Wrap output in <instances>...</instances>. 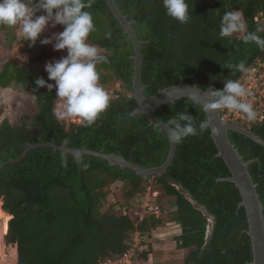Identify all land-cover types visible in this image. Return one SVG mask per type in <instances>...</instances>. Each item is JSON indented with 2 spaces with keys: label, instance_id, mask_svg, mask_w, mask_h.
<instances>
[{
  "label": "trees",
  "instance_id": "1",
  "mask_svg": "<svg viewBox=\"0 0 264 264\" xmlns=\"http://www.w3.org/2000/svg\"><path fill=\"white\" fill-rule=\"evenodd\" d=\"M116 3L134 21L138 37L146 41L142 46L146 96L179 83L180 78L203 89L212 78L237 81L245 72H232L226 68L228 64L244 61L247 68L264 57V50L255 43L243 42V34H234L232 38L219 35L226 11L239 10L248 31L264 28V23L258 20L259 16L264 17V0H188L191 20L185 24L166 15L163 0H116ZM86 10L93 15L97 27L88 42L99 46L109 61L97 66L100 84L108 86L115 80L123 88L116 90L117 95H110V107L94 125L66 124L54 115L55 88L48 91L35 84L38 77H43L54 85L46 70L10 59L0 70V89L12 84L22 86L34 95L36 111L25 113L15 123L2 119L0 163L19 156L27 142L51 140L58 144L66 142L73 148L86 146L122 154L144 167L159 166L167 159L170 150L167 133L151 124L144 113L129 116L139 107L133 94L132 40L106 0H94ZM63 30L62 25L60 31ZM259 34L264 36V32ZM45 37L43 33L40 39ZM30 44L27 42V51L35 54L34 61L55 54L54 49L39 41L34 46ZM225 84L215 83L213 88L222 90ZM194 100L181 98L164 104L156 114L166 123L181 111L191 114L197 124L208 120L207 113ZM249 129L264 140V121L252 124ZM229 137L245 161L257 159L250 164L249 171L264 206V146L237 131L230 130ZM217 153L208 127L201 135L190 136L177 145L166 172L144 178L129 167L111 165L98 156L84 154L78 164L74 154L54 151L51 146L32 148L21 161L0 166L1 210L10 217L3 236L6 251L16 252L15 264H101L126 251L138 228L149 233V246L139 254L142 260H148L153 257L156 242L151 240V231L174 222L181 226L179 230L155 234H164L163 239L176 252H185L180 264H251L252 241L247 233L246 209L240 206L242 195L234 182L221 180L230 177L231 171ZM62 160L67 161V166ZM149 184L175 197V208L167 218L163 204L161 215H147L138 225L123 213L102 210L106 198H113L122 210L129 208Z\"/></svg>",
  "mask_w": 264,
  "mask_h": 264
},
{
  "label": "clouds",
  "instance_id": "2",
  "mask_svg": "<svg viewBox=\"0 0 264 264\" xmlns=\"http://www.w3.org/2000/svg\"><path fill=\"white\" fill-rule=\"evenodd\" d=\"M93 3L94 0H35V3L33 0H0V25L18 28L23 40L31 42L29 46H34L37 41L42 45L53 44L54 40V50L67 49L66 56L45 65L48 80L55 81V84L48 83L43 77H38L35 84L37 88L46 87L48 91L55 88L59 101L58 108L54 110L57 119L78 118L89 127L97 122L111 103L110 95L100 84L101 74L97 67L108 63V56L102 53L99 46L88 42L90 34L97 31L93 15L86 10ZM163 7L166 15L182 24L191 20L188 0H163ZM38 12L43 14L37 15ZM50 24L53 28L63 25L64 30L54 34L53 38L40 39ZM261 32H264V28L248 31L247 22L239 10L226 11L222 15L221 38L243 34L244 43H255L259 49L264 50V36L259 34ZM106 37H110V33H106ZM226 68L232 72L247 71L244 61L228 64ZM195 89L199 93L194 94V103L200 104L205 113L212 114L226 109L245 114L249 121L257 119L258 113L253 104L243 99L251 96V93L239 81L228 79L222 90ZM201 95L207 98V102L199 99ZM131 115L133 113H129ZM209 125L207 119L197 124L188 112H177L165 124L167 139L178 145L190 136L201 135ZM216 131L214 127L213 132ZM75 162L81 163L79 153L75 154ZM62 164L67 166V161L62 160ZM83 167L87 168V165Z\"/></svg>",
  "mask_w": 264,
  "mask_h": 264
},
{
  "label": "water",
  "instance_id": "3",
  "mask_svg": "<svg viewBox=\"0 0 264 264\" xmlns=\"http://www.w3.org/2000/svg\"><path fill=\"white\" fill-rule=\"evenodd\" d=\"M106 1L115 17L124 27L125 32L128 34L129 39L132 40L134 46L133 59L135 61V66L133 76V94L138 102L139 107L132 112L133 114L144 113L150 120L151 124H156L159 126L160 130L166 132V122L156 114V110L160 106L167 103H175L176 100L181 98L196 99L194 94L199 93V90L195 88H199L201 91H203L213 88L215 83L225 84L226 79L221 80L218 78H212L209 80L207 88L203 89L199 87L197 83L191 84L185 81L184 78H180L179 83L162 88L152 96H146L144 93L145 86L142 82V46L146 41L138 37L133 26L134 21L129 20L127 15L121 11L116 3V0ZM52 82L55 84V81ZM199 99L201 101L207 102V98L203 95H201ZM207 116L208 120L210 121L209 128L211 129L212 138L218 148L217 155L224 159L231 171L230 177H224L221 180L234 182L242 195L240 206H243L246 209L249 222L247 233L250 235L252 241L253 261L251 264H264V206L257 191V184L254 182L249 171L250 164L257 159L245 161L243 156L239 153L238 149L231 141L229 137V131L233 130L245 134L263 146L264 140L245 126L239 125L235 122L224 121L219 110H217L216 113H207ZM214 127L217 129L216 132H213ZM39 146H51L54 148V151L60 150L64 153H70L74 155L79 153L80 157H82L84 154L98 156L108 160L111 165L118 164L122 168L129 167L144 178H151L155 175H162L164 172H166L169 165L173 161L177 150V145L170 142L168 157L161 165L156 167H144L138 163L128 160L122 154L107 153L104 150H93L87 148L86 146L82 148H73L70 147L66 142L58 144L54 140L36 143L27 142L24 144V151L19 156L0 163V166L7 163L21 161L25 158L29 150Z\"/></svg>",
  "mask_w": 264,
  "mask_h": 264
},
{
  "label": "rangeland",
  "instance_id": "4",
  "mask_svg": "<svg viewBox=\"0 0 264 264\" xmlns=\"http://www.w3.org/2000/svg\"><path fill=\"white\" fill-rule=\"evenodd\" d=\"M43 14V13H41ZM258 20L261 23H264V17H258ZM62 25H57L55 28L51 27V24L49 27L45 30V34L47 38H53L54 34L61 32ZM27 42L23 40L22 35L20 34L18 28L16 27H7L0 25V70L4 67V65L10 60L14 59L19 64H30L31 66L40 67L45 69V65L50 61L59 60L61 58V55L64 57L67 55V49L61 50V51H55V54L51 58H46L39 61H34L32 58L35 56L34 53L27 51ZM54 43L48 44V49H54ZM103 88L108 92L109 95H117L115 92L116 90H121L123 87L121 86V83L119 81H111L108 86H103ZM59 101L58 98L56 100L55 110L58 108ZM36 111V102L35 97L30 91H26L22 88V86H19L17 84H12L9 87L1 88L0 89V122L3 118H8L11 122L15 123L20 120V118L26 113V114H32ZM63 121L67 123L75 122V123H81V121L78 118H66L62 119ZM151 186L152 189H157L160 191V195L155 198L158 202L165 205V213L164 218H167L169 216V212L171 209L175 208V197H170L164 194L163 189H161L159 186H154L153 184L147 185ZM144 190L147 191L148 189ZM121 187L117 189L118 195L121 193ZM178 188L188 197L190 198V195L187 191H185L181 186H178ZM142 193V192H141ZM141 193H138L136 197H138ZM136 197L134 199H136ZM149 198H153L152 194H149ZM133 199V200H134ZM113 198H106L104 199V205L102 207L103 211L111 210L115 211L117 214H122L123 210L118 208L117 205L114 204ZM1 209V208H0ZM2 211V210H1ZM6 214L2 212V215H0V264H7L10 262V264H15L17 259L14 258H8L5 262H3V258L6 257V255H9L8 257H11V255L6 251V245L4 243V231H3V225L6 222V219L10 218ZM169 222H167L160 230H157L159 232H167V231H177L180 229V225L172 228L167 226ZM168 229V230H167ZM158 233V232H157ZM154 231H151V235L153 238L152 242L154 240V247L155 251L152 257L153 261H157L159 264H180L181 261H183V258L185 257V252H176L175 248L171 247V243L167 240L163 239L164 234H155ZM159 235V236H158ZM13 256H16V252L14 251ZM9 261V262H8Z\"/></svg>",
  "mask_w": 264,
  "mask_h": 264
},
{
  "label": "built area",
  "instance_id": "5",
  "mask_svg": "<svg viewBox=\"0 0 264 264\" xmlns=\"http://www.w3.org/2000/svg\"><path fill=\"white\" fill-rule=\"evenodd\" d=\"M237 81L245 87L247 92L251 93V96H245L243 99L253 104L258 113L257 119L255 121H249L247 116L241 112L228 111L226 109H221L219 111L224 121L235 122L249 128L252 124L264 121V57L258 58L249 64L247 71L242 78ZM147 189V191H143L132 201L129 208L123 210V214L133 219L136 222V225H138V223L147 215L159 216L162 213L161 203L155 199L158 194L160 195V191L152 189L151 186H148ZM149 194H152L153 198H149ZM167 226L172 229L179 225L168 224ZM157 230L158 228L154 229V233H156ZM148 234L149 233H144L142 230L136 228L132 234L130 247L123 253L116 255L113 258H109L101 264H152V259L142 260L139 257V254L149 246L147 244L149 239ZM8 256L9 255H6V257L3 258V262L8 258L12 259L16 257L13 255H11V257ZM7 264H10V262Z\"/></svg>",
  "mask_w": 264,
  "mask_h": 264
},
{
  "label": "bare ground",
  "instance_id": "6",
  "mask_svg": "<svg viewBox=\"0 0 264 264\" xmlns=\"http://www.w3.org/2000/svg\"><path fill=\"white\" fill-rule=\"evenodd\" d=\"M0 208H1V203H0ZM0 215H2V211H1V209H0ZM8 218V217H7ZM8 221H9V218L8 219H6V222L4 223V225H3V231H4V234L5 233H7V231H8Z\"/></svg>",
  "mask_w": 264,
  "mask_h": 264
}]
</instances>
